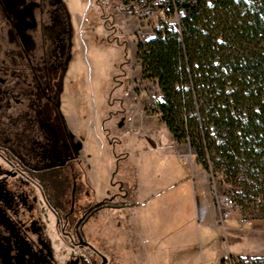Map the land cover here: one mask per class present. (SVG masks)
<instances>
[{
  "label": "rangeland",
  "instance_id": "374dc122",
  "mask_svg": "<svg viewBox=\"0 0 264 264\" xmlns=\"http://www.w3.org/2000/svg\"><path fill=\"white\" fill-rule=\"evenodd\" d=\"M6 2L8 10L22 3L25 10L16 11L21 22L16 29L8 25V36L1 26L2 50L8 49V57L12 51L13 60L20 62L23 29L30 37L24 44L29 60L42 57L40 37L46 54L35 68L38 84L26 88L28 108L14 101L23 99L19 88L10 102L0 101V146L9 132L29 131L31 124L23 122L29 115L50 138L46 150L55 143L53 129L59 141L74 149L72 166L57 172L62 185L68 179L77 189L86 186V196L95 202L115 193L116 181L122 183L126 205L99 210L88 225L90 242L106 264H230L229 256L237 255L246 258L231 264H247L264 257V219L252 214L251 203L246 212L237 203L225 218L223 199L235 197L239 188L221 175L212 177L201 165L199 170L189 145L175 141L158 117L160 90L142 76L138 45L130 37L146 19L155 22L143 19L150 13L141 10L163 0ZM131 7L140 18L129 16ZM57 40L61 50L49 56ZM132 114L129 125L125 117ZM202 194L214 202L223 223L202 219Z\"/></svg>",
  "mask_w": 264,
  "mask_h": 264
},
{
  "label": "trees",
  "instance_id": "16d2710c",
  "mask_svg": "<svg viewBox=\"0 0 264 264\" xmlns=\"http://www.w3.org/2000/svg\"><path fill=\"white\" fill-rule=\"evenodd\" d=\"M180 30L155 29L137 46L142 76L161 93L158 117L202 169L239 188L264 219V0H163L181 7ZM247 264H264L254 258Z\"/></svg>",
  "mask_w": 264,
  "mask_h": 264
},
{
  "label": "flooded vegetation",
  "instance_id": "af4514ba",
  "mask_svg": "<svg viewBox=\"0 0 264 264\" xmlns=\"http://www.w3.org/2000/svg\"><path fill=\"white\" fill-rule=\"evenodd\" d=\"M6 1L0 0V44L4 40L1 26L8 36V25L16 29L21 22L16 11L25 10L21 8L23 3L8 10ZM20 30V62L13 60L12 51L8 57V49L0 47V101L10 102L13 91L19 88L24 92L23 99L14 101L28 108L26 88L33 89L38 84L35 68L43 64L46 51L40 37L42 57L29 60L32 57L24 44L30 37ZM53 43L55 46L47 51L52 57L61 50L58 40ZM24 119V123L31 124L27 127L29 131L9 132L5 146H0L3 163L0 164V264H106V257L90 242L88 225L99 210L124 206L127 194L122 183L116 181L117 191L95 202L86 196L89 193L86 186L77 189L74 181L68 179L62 185L57 172L72 166L74 149L59 141L53 129L51 136L55 143L46 150L44 144L50 138L40 127H34L37 119L29 115ZM42 120L50 124L43 117Z\"/></svg>",
  "mask_w": 264,
  "mask_h": 264
},
{
  "label": "built area",
  "instance_id": "2783aa9c",
  "mask_svg": "<svg viewBox=\"0 0 264 264\" xmlns=\"http://www.w3.org/2000/svg\"><path fill=\"white\" fill-rule=\"evenodd\" d=\"M127 13L131 17H138L140 18L141 16L137 15V12L131 7ZM145 17H153L156 18L155 22L152 24L150 23L149 20L146 19L145 24H141L137 27V33L135 32V36L131 35V40L135 41L137 45L139 44H144L148 42L151 38L154 36V30L155 29H173V30H180V24L182 20L186 18V13L184 8L181 7H176L174 6L173 10L167 6H164L162 8H158L157 10L153 11L149 14H145L142 18L145 19ZM134 37V38H133ZM135 116V114L129 115L125 117V123L131 124L132 119ZM223 203L225 206V211H224V217L226 218L228 214H230L231 209L237 206V203L235 199L232 197V195H226L223 199ZM243 223H247V220L241 219ZM230 264L232 263L231 261H228Z\"/></svg>",
  "mask_w": 264,
  "mask_h": 264
},
{
  "label": "crops",
  "instance_id": "0c3cea01",
  "mask_svg": "<svg viewBox=\"0 0 264 264\" xmlns=\"http://www.w3.org/2000/svg\"><path fill=\"white\" fill-rule=\"evenodd\" d=\"M133 120V119H132ZM142 120V119H141ZM188 154V153H187ZM193 157V155H191ZM198 166V164H197ZM199 170H200V167L198 166ZM203 193V192H202ZM126 198V197H125ZM124 198V206L126 205V200ZM202 199L204 200V203L202 204V219L205 221V222H224L221 221V215L219 214V212L217 211L216 207H215V204L213 201H211L210 199H208L207 197L204 196V194H202ZM123 206V207H124ZM230 220L234 221V220H237L236 217H231ZM224 228H226L227 230L229 229L228 227L224 226ZM233 229V228H232ZM126 241V240H125ZM129 249V248H128ZM260 256V255H259ZM229 261H233L235 259H243V258H246L245 256H236V258H233L232 256H229ZM257 258H264V257H257ZM132 260L134 261L133 257H132ZM223 264V263H222Z\"/></svg>",
  "mask_w": 264,
  "mask_h": 264
},
{
  "label": "water",
  "instance_id": "95a60500",
  "mask_svg": "<svg viewBox=\"0 0 264 264\" xmlns=\"http://www.w3.org/2000/svg\"><path fill=\"white\" fill-rule=\"evenodd\" d=\"M188 5H189V2H186V1H182V2H181V6H182V7H185V6H188ZM123 123H124V120L121 119V120L119 121V123H118V126L121 127V126L123 125Z\"/></svg>",
  "mask_w": 264,
  "mask_h": 264
}]
</instances>
